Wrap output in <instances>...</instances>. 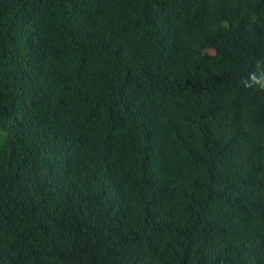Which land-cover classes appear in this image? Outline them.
<instances>
[{
  "label": "trees",
  "instance_id": "1",
  "mask_svg": "<svg viewBox=\"0 0 264 264\" xmlns=\"http://www.w3.org/2000/svg\"><path fill=\"white\" fill-rule=\"evenodd\" d=\"M261 84L264 0H0V264H264Z\"/></svg>",
  "mask_w": 264,
  "mask_h": 264
},
{
  "label": "clouds",
  "instance_id": "2",
  "mask_svg": "<svg viewBox=\"0 0 264 264\" xmlns=\"http://www.w3.org/2000/svg\"><path fill=\"white\" fill-rule=\"evenodd\" d=\"M252 80L255 82V83H261L259 80L256 79L255 76H252ZM262 87H264V84H261Z\"/></svg>",
  "mask_w": 264,
  "mask_h": 264
}]
</instances>
